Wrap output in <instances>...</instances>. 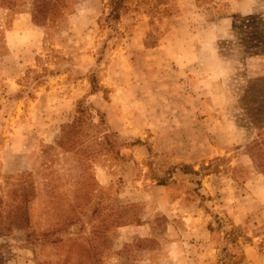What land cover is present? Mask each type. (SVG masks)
Returning a JSON list of instances; mask_svg holds the SVG:
<instances>
[{
    "label": "rangeland",
    "instance_id": "rangeland-1",
    "mask_svg": "<svg viewBox=\"0 0 264 264\" xmlns=\"http://www.w3.org/2000/svg\"><path fill=\"white\" fill-rule=\"evenodd\" d=\"M113 2L0 0V264H264V0Z\"/></svg>",
    "mask_w": 264,
    "mask_h": 264
},
{
    "label": "trees",
    "instance_id": "trees-1",
    "mask_svg": "<svg viewBox=\"0 0 264 264\" xmlns=\"http://www.w3.org/2000/svg\"><path fill=\"white\" fill-rule=\"evenodd\" d=\"M114 2L120 3V0H114ZM114 4L116 5V3ZM113 12H115V10ZM238 20V25L232 23V30L240 32L241 37L238 38L239 43H244V41L249 42L248 45L245 46L246 49L251 50L249 51L251 54H264V21L257 15H249L238 18Z\"/></svg>",
    "mask_w": 264,
    "mask_h": 264
}]
</instances>
